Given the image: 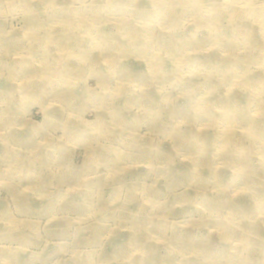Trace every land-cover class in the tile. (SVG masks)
Returning <instances> with one entry per match:
<instances>
[{
	"label": "rangeland",
	"instance_id": "374dc122",
	"mask_svg": "<svg viewBox=\"0 0 264 264\" xmlns=\"http://www.w3.org/2000/svg\"><path fill=\"white\" fill-rule=\"evenodd\" d=\"M0 264H264V0H0Z\"/></svg>",
	"mask_w": 264,
	"mask_h": 264
}]
</instances>
